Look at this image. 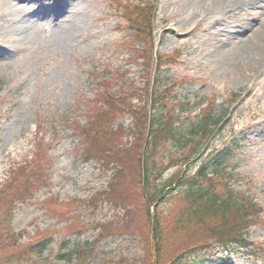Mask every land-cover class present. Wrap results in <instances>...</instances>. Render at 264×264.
I'll return each instance as SVG.
<instances>
[{
  "label": "rangeland",
  "instance_id": "374dc122",
  "mask_svg": "<svg viewBox=\"0 0 264 264\" xmlns=\"http://www.w3.org/2000/svg\"><path fill=\"white\" fill-rule=\"evenodd\" d=\"M20 1L0 0V199L28 176L36 185L15 208L0 202V264H166L210 235L187 187L233 141L240 150L204 185L257 199L263 222L247 239L262 254L218 249L197 264H264V60L231 57L264 35V16L231 18L229 34L215 0ZM66 12L78 26L62 48ZM154 96L150 183H177L153 209L140 154ZM41 239L44 252L25 249Z\"/></svg>",
  "mask_w": 264,
  "mask_h": 264
},
{
  "label": "trees",
  "instance_id": "16d2710c",
  "mask_svg": "<svg viewBox=\"0 0 264 264\" xmlns=\"http://www.w3.org/2000/svg\"><path fill=\"white\" fill-rule=\"evenodd\" d=\"M157 102V99L152 98V104ZM156 106L153 104V107ZM155 108V107H154ZM153 108V109H154ZM157 116L156 110L148 111L146 117V130L144 134L148 137L142 146V151L140 154L141 158V166L143 169V176H145L144 188L148 190V195H150L149 200L152 201V208L160 202L161 197H163L168 192V187H171L172 184H176L177 182H172L171 180H167L162 182V186H153L150 182V171L149 168L151 163V158L149 156V152L151 150V140L158 137L157 128L158 125L155 123L154 119ZM143 120V117L141 115ZM219 124V119L217 120ZM156 128V129H155ZM199 128L204 130L202 126L199 125ZM164 132V131H161ZM174 135V132H171ZM178 139L182 140V133H178ZM175 137V135L173 136ZM238 145H231V147H227L220 153V156H217L219 164L214 169L215 172L211 173L209 163H205L201 165L199 170L197 171L196 176H191L188 183V196L191 198L193 202V207L190 211V214L193 213L192 216L197 218L198 220H202L205 217L211 220L212 231H210V235L193 244L192 247L183 249L179 255L173 257L166 264H197L199 261L209 260L214 258L216 252V248L225 247V248H241L244 250H249L253 255L259 256L262 254L257 250L258 246L255 247L254 243L250 242L247 239V234L249 227L256 225V223L263 222L262 217L260 215V207L257 203V200L251 196H239L234 190H228L219 194L215 187L208 188L204 185V181L209 182L210 175L217 174L218 176L222 173L224 169V165L226 161L231 159V155L233 152H236ZM91 157V155H90ZM42 170L38 171V178L43 179ZM35 175L28 176V178L22 182H20L17 188H12L10 197L11 201L8 204L2 203L1 199V209L7 211L11 206L15 208V204L18 202H24L28 199L29 193L34 189L35 183L33 181ZM199 177V178H198ZM10 192V191H9ZM2 196V195H1ZM192 196V197H191ZM154 214V213H153ZM149 217V216H148ZM147 217V219H148ZM157 218V217H156ZM156 218L151 217L150 220H156ZM148 221V220H147ZM200 224V223H199ZM154 228L150 233L153 234V237H157L161 232V228L159 227V223L154 222ZM209 225V224H208ZM206 229V228H205ZM7 229H4L2 232L4 233ZM207 230V229H206ZM157 243V242H155ZM48 244V240L41 239L40 241L34 243L33 245H28L25 247L28 251L31 248L34 250L42 252ZM158 244V243H157ZM251 246V247H249ZM262 247V246H261ZM157 248V246H155Z\"/></svg>",
  "mask_w": 264,
  "mask_h": 264
},
{
  "label": "bare ground",
  "instance_id": "6f19581e",
  "mask_svg": "<svg viewBox=\"0 0 264 264\" xmlns=\"http://www.w3.org/2000/svg\"><path fill=\"white\" fill-rule=\"evenodd\" d=\"M61 1H67V0H61ZM14 2L16 3H20L23 1L20 0H14ZM22 4V3H21ZM211 4H216V8L218 10H220V13H222V15L224 16V20L223 21V27L224 29H222V31L224 32H229L230 34V30L234 29L237 27L236 31H238V26L240 25H233V24H229L228 22L230 21L231 18L236 17L237 15H240L243 18H247L245 20V24L249 23V21L253 22L255 21V23H260L261 19L260 16H264V0H215L214 3ZM8 5H11L10 9H7L5 11L6 14H8V16L10 15V13L14 14V13H19V8L20 6L14 5L12 1L8 2ZM48 13H52V11H47ZM65 12V11H64ZM43 12H41V10L39 9H34V11H31V13L27 14L28 16L31 15H40ZM46 14H43L42 16H40V18H37L36 21H32V22H36V23H41L44 20H47L48 18H42L45 17ZM48 17H50L51 15H47ZM69 16V14L64 13V16L62 17L63 19L61 21L63 22H67L68 23V28L67 31L64 35H62L61 37H59L57 43H59L60 47H65L68 46L71 42V39H73V31H75V28L78 26L77 22L74 21V19ZM54 21V20H53ZM227 21V22H226ZM235 23V22H234ZM259 27L255 30H253V34L256 36L257 38H253V36H250L248 39V42L243 43L239 49V52L237 53V55H234L231 53V57L233 58H237V56L240 55L241 52H244L246 57L249 58V63L256 62L259 63L260 60H264V35L261 34L258 31ZM234 31V32H236ZM232 32V31H231ZM228 54V53H227ZM230 55V54H228ZM227 56V55H226Z\"/></svg>",
  "mask_w": 264,
  "mask_h": 264
}]
</instances>
